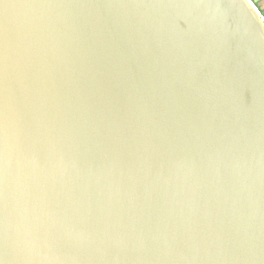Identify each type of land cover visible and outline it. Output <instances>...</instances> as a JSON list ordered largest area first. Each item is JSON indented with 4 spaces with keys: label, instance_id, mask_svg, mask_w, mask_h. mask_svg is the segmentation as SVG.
Instances as JSON below:
<instances>
[{
    "label": "water",
    "instance_id": "obj_1",
    "mask_svg": "<svg viewBox=\"0 0 264 264\" xmlns=\"http://www.w3.org/2000/svg\"><path fill=\"white\" fill-rule=\"evenodd\" d=\"M0 264H264L252 1L0 0Z\"/></svg>",
    "mask_w": 264,
    "mask_h": 264
},
{
    "label": "crops",
    "instance_id": "obj_2",
    "mask_svg": "<svg viewBox=\"0 0 264 264\" xmlns=\"http://www.w3.org/2000/svg\"><path fill=\"white\" fill-rule=\"evenodd\" d=\"M256 6L257 10L264 16V0H250Z\"/></svg>",
    "mask_w": 264,
    "mask_h": 264
}]
</instances>
